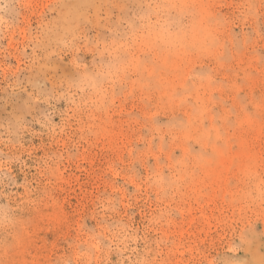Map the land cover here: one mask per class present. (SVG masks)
Masks as SVG:
<instances>
[{
	"label": "rangeland",
	"instance_id": "obj_1",
	"mask_svg": "<svg viewBox=\"0 0 264 264\" xmlns=\"http://www.w3.org/2000/svg\"><path fill=\"white\" fill-rule=\"evenodd\" d=\"M262 69L264 0H0V264H264Z\"/></svg>",
	"mask_w": 264,
	"mask_h": 264
},
{
	"label": "bare ground",
	"instance_id": "obj_2",
	"mask_svg": "<svg viewBox=\"0 0 264 264\" xmlns=\"http://www.w3.org/2000/svg\"><path fill=\"white\" fill-rule=\"evenodd\" d=\"M249 66H250L249 61L241 59L239 68H240V71L242 73L243 72L245 73V71L248 68H250ZM259 72L261 75L258 78V80L255 82L254 87H255V89H257L259 91L261 102L264 103V69H262ZM193 86L194 87H193V90L191 93L192 98L194 100H196V99L201 100V97L199 94L200 93L199 92V85H197V83H196ZM201 101H203V100H201ZM256 110L261 114L264 113V107H262L261 104L256 105ZM202 111H203V109L199 108L198 111H195V113L200 116V114H202ZM248 126H249V123H248ZM254 129H255V131H258V135H259L261 133V131L264 129V125H260L258 127H255ZM258 135L254 138V140L239 139L237 142V144H238L237 145V151H236L235 155H233V156H226L225 155L226 151L221 152V155L219 157L215 158L216 162L219 163L218 165H221V167H224V164H226V162L241 163V164L248 163V162H251V163L255 162L257 152L250 151V149L253 147L254 144H255V146L261 145L260 144L261 138L258 137ZM218 154H219V152H217L216 156ZM195 161L196 162L202 161V162L206 163V162H210L211 160H203L202 158H197V159H195ZM48 209H49V212L47 213V224L45 226L46 228H49V226L56 227L58 224L61 223L62 219H63V221L66 220L63 207L57 201H52L48 205ZM37 235H38V233L36 232L33 235V238L35 240L39 241V237ZM36 258L42 259L43 256L39 252L36 255Z\"/></svg>",
	"mask_w": 264,
	"mask_h": 264
}]
</instances>
